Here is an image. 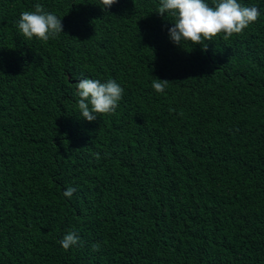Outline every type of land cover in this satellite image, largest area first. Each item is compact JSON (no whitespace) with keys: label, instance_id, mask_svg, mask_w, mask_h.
Returning <instances> with one entry per match:
<instances>
[{"label":"trees","instance_id":"1","mask_svg":"<svg viewBox=\"0 0 264 264\" xmlns=\"http://www.w3.org/2000/svg\"><path fill=\"white\" fill-rule=\"evenodd\" d=\"M238 2L258 20L204 51L159 0H0V264H264V0ZM36 4L58 38L20 34ZM83 78L114 114L81 117Z\"/></svg>","mask_w":264,"mask_h":264},{"label":"clouds","instance_id":"2","mask_svg":"<svg viewBox=\"0 0 264 264\" xmlns=\"http://www.w3.org/2000/svg\"><path fill=\"white\" fill-rule=\"evenodd\" d=\"M117 0H100L102 9H109ZM158 15L172 18V27L168 29L170 40L181 46L182 42L191 45H201L207 50L206 41H214L217 37L228 40L233 35L242 34L250 24L256 22L260 16L257 7H247L238 0H159ZM20 34L26 40L35 37L41 42L56 39L63 33L60 17L48 12L41 4H36L34 10H26L20 14L17 21ZM168 80L154 78L152 88L157 93H164ZM77 104L81 117L89 122L101 115L114 114L122 99L124 89L112 79L101 82L96 79L83 78L76 85ZM99 159V154H95ZM76 191L68 187L63 195L71 198ZM61 247L67 251L73 246L82 244L75 232H68L59 241ZM99 243L92 245V250L98 251Z\"/></svg>","mask_w":264,"mask_h":264}]
</instances>
